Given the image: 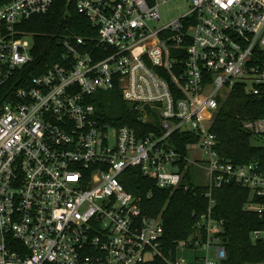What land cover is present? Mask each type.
<instances>
[{
	"label": "built area",
	"instance_id": "obj_1",
	"mask_svg": "<svg viewBox=\"0 0 264 264\" xmlns=\"http://www.w3.org/2000/svg\"><path fill=\"white\" fill-rule=\"evenodd\" d=\"M75 1L97 37H64V62L24 86L20 72L34 60L24 24L47 15L54 0L0 5V264H189L165 256L162 215H146L121 184L134 167L161 189L199 171L211 199L199 224L205 240L197 231L179 247L202 248L203 264H219L225 223L212 218V190L236 184L264 200V166L225 159L211 131L236 85L264 94V0ZM169 2L187 12L153 27ZM116 88L145 122L157 116L162 134L140 138L129 125L102 123L90 98ZM244 127L264 136V118ZM176 132L198 136L187 156L170 146ZM196 151L202 156L191 160ZM262 201L245 210L263 216Z\"/></svg>",
	"mask_w": 264,
	"mask_h": 264
},
{
	"label": "trees",
	"instance_id": "obj_2",
	"mask_svg": "<svg viewBox=\"0 0 264 264\" xmlns=\"http://www.w3.org/2000/svg\"><path fill=\"white\" fill-rule=\"evenodd\" d=\"M9 1L0 0V5ZM24 31L34 35V60L20 72L23 77L20 85L23 86L27 81L42 75L48 65L64 62V37H97V31L93 29L90 20L79 13L75 0H54L52 10L47 15L26 22ZM90 102L96 107L102 123L117 127L129 125L140 138L151 133L162 134L157 116L154 122H145L143 113L124 101L118 88L96 93ZM257 118H264V94L254 96L245 86L236 85L234 91L221 103L211 128L217 137V149L222 157L239 165L260 163L264 166V144H256L264 141V136L254 137L244 127L246 120ZM197 142L196 134L185 132H176L169 140L170 146L184 156L188 155L187 146ZM186 164L182 161L181 169H185ZM193 170L189 168L185 172L184 184L177 189L157 187L156 182L145 177L137 167L129 168L120 178L125 190L141 200L140 205L146 215H162L163 252L173 261L177 259L179 243L196 236L197 231H201L205 240V232L199 224L211 207V199L207 196L210 189L202 185L203 181H196L195 174L201 176L199 171ZM212 199L215 202L212 218L225 223L224 233L220 237L227 257L219 264H264V215L245 210L248 202H260L263 199H256L248 189L236 184L213 189ZM257 231L261 235L255 238L253 235ZM144 264L169 263L157 257Z\"/></svg>",
	"mask_w": 264,
	"mask_h": 264
},
{
	"label": "rangeland",
	"instance_id": "obj_3",
	"mask_svg": "<svg viewBox=\"0 0 264 264\" xmlns=\"http://www.w3.org/2000/svg\"><path fill=\"white\" fill-rule=\"evenodd\" d=\"M112 2L118 1V0H110ZM187 12L186 5L183 2H169L167 4H164L160 6L159 13H160V21L152 23L153 27H156L157 29H161L162 27L169 25L173 21L177 20L181 16H183ZM256 144H264V141L256 142ZM202 156L200 151H196L195 153L190 152L189 158L191 160L199 159ZM196 181L198 183H201L202 178L199 177V175L195 174ZM197 256L198 257H206V251L202 248L196 249ZM211 258L216 259L215 251L211 250L210 254ZM195 256V252L192 249H189L187 247H179L177 251V259L178 260H192Z\"/></svg>",
	"mask_w": 264,
	"mask_h": 264
},
{
	"label": "crops",
	"instance_id": "obj_4",
	"mask_svg": "<svg viewBox=\"0 0 264 264\" xmlns=\"http://www.w3.org/2000/svg\"><path fill=\"white\" fill-rule=\"evenodd\" d=\"M194 252H195V256H194V258L190 261V260H187V262L189 263V264H203V262H202V259H204L205 257H198L197 256V254H196V252H197V250L196 249H192ZM211 252V251H210ZM210 254V253H209ZM208 254V255H209ZM207 255V254H206ZM205 255V256H206ZM215 256H216V253H215ZM209 257L211 258V256L209 255ZM213 259V258H212ZM214 261H217V256H216V259H213Z\"/></svg>",
	"mask_w": 264,
	"mask_h": 264
}]
</instances>
